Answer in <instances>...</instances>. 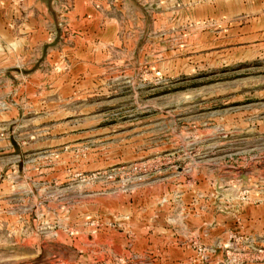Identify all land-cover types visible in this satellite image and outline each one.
<instances>
[{"label": "rangeland", "instance_id": "374dc122", "mask_svg": "<svg viewBox=\"0 0 264 264\" xmlns=\"http://www.w3.org/2000/svg\"><path fill=\"white\" fill-rule=\"evenodd\" d=\"M9 1L0 264H264V0Z\"/></svg>", "mask_w": 264, "mask_h": 264}, {"label": "crops", "instance_id": "0c3cea01", "mask_svg": "<svg viewBox=\"0 0 264 264\" xmlns=\"http://www.w3.org/2000/svg\"><path fill=\"white\" fill-rule=\"evenodd\" d=\"M31 4H28V12L29 15L33 13V7L35 6H43L42 2H30ZM34 3V4H33ZM33 4V5H32ZM11 7L10 1L9 0H0V18L5 16L7 13V10ZM1 20V19H0Z\"/></svg>", "mask_w": 264, "mask_h": 264}]
</instances>
